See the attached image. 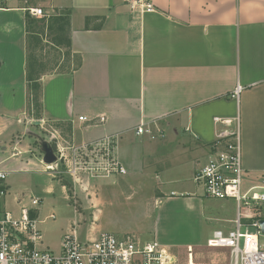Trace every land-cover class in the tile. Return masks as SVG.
Wrapping results in <instances>:
<instances>
[{"label":"crops","instance_id":"0c3cea01","mask_svg":"<svg viewBox=\"0 0 264 264\" xmlns=\"http://www.w3.org/2000/svg\"><path fill=\"white\" fill-rule=\"evenodd\" d=\"M7 6L0 9V162L10 172L9 191L15 188L5 206L16 215L28 207L39 227L45 198L59 195L70 203L66 186L43 162L41 142L54 147L52 137L80 146L118 135L115 151L126 173L110 178L148 180L162 209L159 221L184 202H202L190 190L200 189L194 176L210 158L216 117H239L245 187L264 183V0H13ZM26 6H45L53 16L69 11V25L58 33L70 39V48L55 44L80 65L38 67L32 60L41 47L38 25L50 16H30L28 23ZM30 79L40 86L36 110ZM142 122L153 132L138 135ZM33 198L40 199L37 207ZM218 200L227 212L217 213L221 224L214 230L230 229L236 202ZM75 213L80 237L84 215ZM72 228L60 233L58 250ZM100 232L91 225L85 237Z\"/></svg>","mask_w":264,"mask_h":264},{"label":"built area","instance_id":"2783aa9c","mask_svg":"<svg viewBox=\"0 0 264 264\" xmlns=\"http://www.w3.org/2000/svg\"><path fill=\"white\" fill-rule=\"evenodd\" d=\"M13 0H0V9ZM34 17L47 16L41 7L23 8ZM145 9L153 10L150 3ZM242 87L238 85L232 97L239 98ZM105 120L104 116L100 117ZM87 121V117H80ZM219 125L212 144L210 158L195 174L194 181L202 192L211 198L233 199L237 214L230 229H216L206 241L209 249L229 251L225 261L200 262L196 260L192 245L186 248V258L181 259L172 248L158 240L143 241L140 237H119L102 231L94 238L81 239L76 227L65 233L56 252L44 244L42 231L31 209L23 207L16 215L5 206L9 193L10 172L0 162V264H264L263 234L260 220L264 218V183L245 187V169L242 162V137L239 117L215 118ZM156 132L162 130L154 124ZM152 133V126L142 122L136 133ZM55 142L57 161L47 165L48 170L65 166V172L80 183L87 178H110L126 173L125 166L116 155L118 135H110L80 146H68L58 137ZM175 195V193H172ZM39 198L32 199L37 207Z\"/></svg>","mask_w":264,"mask_h":264},{"label":"rangeland","instance_id":"374dc122","mask_svg":"<svg viewBox=\"0 0 264 264\" xmlns=\"http://www.w3.org/2000/svg\"><path fill=\"white\" fill-rule=\"evenodd\" d=\"M43 10L49 16L55 14L45 6ZM38 27L41 32V47L35 52L36 57L32 58L37 60L38 67L46 71H54L63 70L61 68L66 64L70 68L77 64L78 57L68 55L67 48L58 47L55 44L57 43L55 38H59V33L48 31L47 21L40 22ZM36 108L38 105L35 102V110ZM55 171L53 179L58 180L62 185L64 181L69 183L65 186L70 203L63 196H48L44 199L45 202L43 201L41 205L42 210L38 212L37 217L45 244L53 251H58L59 241L57 240L60 238V233L73 227L75 216H77L76 208L84 215V221L79 224L81 239H86L88 228L93 225L95 231L98 229L110 231L119 237L143 235L146 240L157 238L171 245L173 251L184 261L188 243L197 246V252H199V255H195L197 261L215 262L227 259L226 255H211L213 250L206 247L207 238L221 224L216 219L219 215L217 213L224 215L227 212L226 209L221 208L224 207L222 206L225 203L224 200L208 197L202 190L192 188L191 193L195 192V198L201 197L202 202L192 201L188 205L184 202L186 203L184 206L176 208L173 214H167L163 220L159 221L162 209L159 204L155 205V194L149 189L148 180L136 178L124 181L120 177H85L80 183H75L65 172L64 165ZM19 176L15 174L12 178L17 179ZM18 181L22 183L21 180ZM14 193L15 188L11 186L9 194L13 196ZM179 199L184 198L180 196ZM181 200L177 203H182ZM49 239L54 241L48 243ZM260 242L263 245L264 234L260 235Z\"/></svg>","mask_w":264,"mask_h":264},{"label":"trees","instance_id":"16d2710c","mask_svg":"<svg viewBox=\"0 0 264 264\" xmlns=\"http://www.w3.org/2000/svg\"><path fill=\"white\" fill-rule=\"evenodd\" d=\"M27 16H28V23H30L29 19H31V17H30L31 15L28 13ZM41 20L42 21L48 20V22H47L48 31H51V32H59L60 31L61 33H63L69 25V11H66L62 15H59V16H53V17L50 16L49 18L45 17ZM55 41L58 44H63L65 47L70 48V44H71L70 39L68 37H63L62 34L59 38H55ZM67 54L71 55V51L69 50ZM77 64L80 65V60L78 61ZM30 81H32L34 84L33 89H34V92L36 93L35 101L38 102L37 91H38V88H40V86H39L37 81H34V79H30ZM54 149H55V145H54ZM64 168H65V166H64ZM68 184L69 183H67V181L63 182V185H68ZM31 216L35 217V214L31 213Z\"/></svg>","mask_w":264,"mask_h":264},{"label":"water","instance_id":"95a60500","mask_svg":"<svg viewBox=\"0 0 264 264\" xmlns=\"http://www.w3.org/2000/svg\"><path fill=\"white\" fill-rule=\"evenodd\" d=\"M41 148L44 153L43 162L47 165L54 164L57 161V156L53 145L47 140H43L41 142ZM260 226L264 234V218L260 220Z\"/></svg>","mask_w":264,"mask_h":264}]
</instances>
